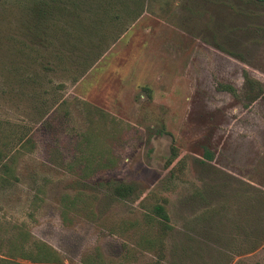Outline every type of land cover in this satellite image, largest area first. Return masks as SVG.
Wrapping results in <instances>:
<instances>
[{
	"label": "rangeland",
	"instance_id": "1",
	"mask_svg": "<svg viewBox=\"0 0 264 264\" xmlns=\"http://www.w3.org/2000/svg\"><path fill=\"white\" fill-rule=\"evenodd\" d=\"M0 164L1 263L264 264V0H0Z\"/></svg>",
	"mask_w": 264,
	"mask_h": 264
},
{
	"label": "trees",
	"instance_id": "2",
	"mask_svg": "<svg viewBox=\"0 0 264 264\" xmlns=\"http://www.w3.org/2000/svg\"><path fill=\"white\" fill-rule=\"evenodd\" d=\"M254 1H262V0H254ZM218 87L222 88L224 90H227L230 93H231V91H233L232 88L229 86L220 85ZM171 151L172 152L170 155L169 162L175 156L173 149ZM205 157L209 160L210 159V153L206 152ZM0 166H1V169L3 170V173H6L8 171V167L6 164H0ZM0 180L4 181L5 176H2V178ZM131 191H132V187L130 184L121 183V184L116 185L112 192L117 197H123L125 195H128ZM152 213L156 217L157 223L159 224V226H158L159 231H161V232L166 231L168 229L169 225H168V216H167L164 208L158 204L154 205L152 207ZM24 252L26 253L27 257L29 259H31L32 261L51 262L52 259H54V256H52L51 250L45 246H40V247L38 246L36 252H34V253L29 252V251H24ZM22 255L26 256L24 254H22ZM0 264H18V263L13 262V261H4V263L0 262Z\"/></svg>",
	"mask_w": 264,
	"mask_h": 264
}]
</instances>
